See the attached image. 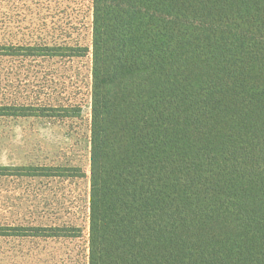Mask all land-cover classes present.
<instances>
[{
	"label": "trees",
	"instance_id": "trees-1",
	"mask_svg": "<svg viewBox=\"0 0 264 264\" xmlns=\"http://www.w3.org/2000/svg\"><path fill=\"white\" fill-rule=\"evenodd\" d=\"M19 56L91 57L88 264H264V0H92L91 46L0 43V59ZM81 116L0 103V119Z\"/></svg>",
	"mask_w": 264,
	"mask_h": 264
},
{
	"label": "rangeland",
	"instance_id": "rangeland-1",
	"mask_svg": "<svg viewBox=\"0 0 264 264\" xmlns=\"http://www.w3.org/2000/svg\"><path fill=\"white\" fill-rule=\"evenodd\" d=\"M92 0H0V43L91 46ZM91 57L0 59V103L82 107L77 119H0V167L70 166L83 179L0 176V226L79 228L78 238H0V264H88Z\"/></svg>",
	"mask_w": 264,
	"mask_h": 264
}]
</instances>
